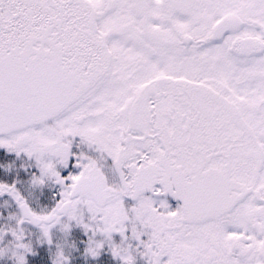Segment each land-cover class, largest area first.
Listing matches in <instances>:
<instances>
[{
  "label": "snow or ice",
  "instance_id": "6c2138e0",
  "mask_svg": "<svg viewBox=\"0 0 264 264\" xmlns=\"http://www.w3.org/2000/svg\"><path fill=\"white\" fill-rule=\"evenodd\" d=\"M0 264H264V0H0Z\"/></svg>",
  "mask_w": 264,
  "mask_h": 264
}]
</instances>
